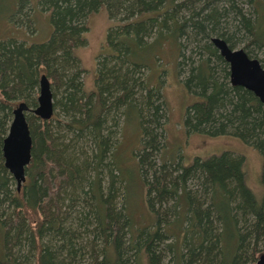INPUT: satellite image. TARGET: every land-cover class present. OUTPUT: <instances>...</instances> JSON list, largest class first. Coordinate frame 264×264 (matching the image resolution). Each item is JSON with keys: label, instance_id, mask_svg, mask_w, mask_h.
<instances>
[{"label": "trees", "instance_id": "1", "mask_svg": "<svg viewBox=\"0 0 264 264\" xmlns=\"http://www.w3.org/2000/svg\"><path fill=\"white\" fill-rule=\"evenodd\" d=\"M38 4L41 12L50 13L52 33L45 42L30 44L16 33H2L3 25L9 24L0 15V264H237L244 237L229 183L239 181L243 200L255 197L243 184L245 164L228 152L206 158L201 172L210 195L202 207L187 186L197 165L177 168V160L166 156L169 142L162 138L168 117L163 93L166 54L174 51L178 58L182 54L186 24L176 16L182 4L176 0ZM1 7L0 3V12ZM103 8L111 23L105 50L96 61L95 85L88 89L87 69L77 49L87 44L89 18ZM32 14L27 3L21 4L9 22L32 34L36 32ZM203 32L205 49L213 52L211 35ZM258 40L264 45V35ZM218 60L227 72L220 55ZM212 67L205 61L198 68L201 73L185 84L203 92L204 100L193 107L197 128L224 131L228 123L238 122L243 132L264 135L260 100L247 89L213 77ZM44 73L52 84L54 115L44 120L32 110L26 112L32 158L18 190L4 165L3 142L15 107L22 101L31 109L37 106ZM209 88L212 92L206 94ZM235 96L238 103L231 113L226 106ZM131 116L139 129L136 146H127ZM128 164H134L144 185L143 203L129 196ZM168 204L170 209L163 211Z\"/></svg>", "mask_w": 264, "mask_h": 264}, {"label": "rangeland", "instance_id": "2", "mask_svg": "<svg viewBox=\"0 0 264 264\" xmlns=\"http://www.w3.org/2000/svg\"><path fill=\"white\" fill-rule=\"evenodd\" d=\"M207 1L176 0V3L182 4L176 12V16L186 25L181 36L183 43L181 56L179 55L178 58V55H174V51L166 54L169 62L166 64L168 71L163 84V93L167 102L165 110L168 117L165 118L166 126L164 130L162 129V138L164 142L165 140L169 142L166 156L169 159L177 160V166L176 164L174 166L180 169L192 164L197 165V169L192 170L187 177V186L202 204V207L206 206L205 203L208 202L210 193L208 186L206 189L204 183L201 163L210 156L228 152L232 158L241 159L239 161L245 164L243 184L254 192L255 197L251 200H243L239 181L234 179L229 183V187L235 193L233 202L238 220L237 225L244 237L237 264H256L264 253V146H261L264 142L260 141L264 135L261 134L262 136L258 137L257 134L245 133L237 128L238 122L228 123L224 131L209 132L198 129L199 120L193 115V107L196 103L204 100L203 92L195 86L186 87L185 84L191 76L200 72L198 68L208 60L210 66L214 68L213 77L218 78L221 82L226 81L230 87H235L230 80L228 62L212 42L214 37L224 39L232 49H244L250 58L258 59L264 67V45L258 40L264 35V0H211L210 3ZM0 3L1 9H3L0 15L9 24L3 25L2 33H10L9 35L15 36L17 34L19 39L26 40L30 44L48 40L52 33L50 13L41 12L39 0H0ZM24 3H27L33 10L32 17L35 19L32 18V20L36 24V32L28 35L21 30H16L14 24L9 22V16L17 13L20 5ZM201 8H205L203 14L195 15ZM206 12L212 15L208 17L205 15ZM245 18L251 25L250 31L245 24ZM110 23L108 12L104 8L92 15L89 18L87 44L77 49V55L81 59L82 65L87 69L85 84L88 89H92L95 85L96 61L105 50ZM203 31L211 35L209 41L214 46L213 52L205 49L206 37ZM3 36L5 35L3 34ZM218 55L226 63L227 72L224 63L218 60ZM206 70L203 71L208 75L210 69ZM211 92V88H209L206 94ZM235 103H238L237 96L232 104L226 106L228 112L234 111ZM220 111L222 112V109ZM218 115L220 114L217 113ZM202 127H204V123ZM126 134L130 140L128 141L130 144L127 146L139 144L140 135L135 116H131L127 122ZM133 138L134 143L131 142ZM128 160L127 156L125 163ZM158 162H161V157ZM127 167L130 179L129 196L132 201L136 196L139 202L143 203L145 189L138 176V171L134 164H128ZM179 169L172 172L173 177ZM256 202H260V207L256 205ZM169 207L170 204L165 206L163 211L169 210ZM163 213L166 215L165 212ZM151 217L154 218L152 214Z\"/></svg>", "mask_w": 264, "mask_h": 264}, {"label": "water", "instance_id": "3", "mask_svg": "<svg viewBox=\"0 0 264 264\" xmlns=\"http://www.w3.org/2000/svg\"><path fill=\"white\" fill-rule=\"evenodd\" d=\"M212 42L229 63L232 84L252 91L264 105V67L260 61L250 58L244 49H232L222 38L214 37ZM29 110L44 120L54 115L52 84L45 73L39 79L37 106L31 109L25 101H22L15 107L9 132L3 142L4 165L15 179L18 190L26 181V167L32 158L33 140L26 117V112ZM256 264H264V253Z\"/></svg>", "mask_w": 264, "mask_h": 264}, {"label": "flooded vegetation", "instance_id": "4", "mask_svg": "<svg viewBox=\"0 0 264 264\" xmlns=\"http://www.w3.org/2000/svg\"><path fill=\"white\" fill-rule=\"evenodd\" d=\"M218 49V48H217ZM222 56V55H221ZM223 57V56H222ZM224 58V57H223ZM229 64V63H228ZM248 90V89H247ZM248 91H250V90H248ZM252 94H254L252 91H250ZM263 105V104H262ZM263 107H264V105H263Z\"/></svg>", "mask_w": 264, "mask_h": 264}]
</instances>
